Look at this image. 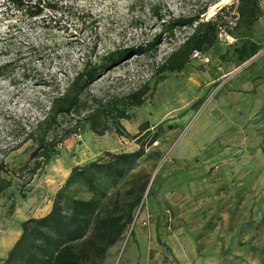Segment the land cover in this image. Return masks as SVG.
<instances>
[{
	"label": "rangeland",
	"instance_id": "374dc122",
	"mask_svg": "<svg viewBox=\"0 0 264 264\" xmlns=\"http://www.w3.org/2000/svg\"><path fill=\"white\" fill-rule=\"evenodd\" d=\"M23 1L25 7L16 9L11 0H0V66L17 61L0 80V159L5 156L9 175L4 176L12 181L0 196V237L44 215L73 167L104 153L138 149L132 139L113 131L98 137L84 126L34 176L20 172L33 147L29 141L10 150L14 137H23L10 121L28 125L37 117L35 101L47 91L38 85L50 79L63 88L80 59L107 58L156 41L149 54L131 53L106 68L91 92L123 100L145 83L152 89L160 77L157 67L193 28L170 35L151 10L169 21L206 9L200 19L222 25L217 43L179 73L162 74L143 105L130 108L129 120L121 121L130 136L147 122L157 138L151 146L144 142L145 154L133 172L144 175L139 183L132 175L115 186L123 200L148 180L134 234L124 233L102 264H264V228L257 226L264 214V123L253 121L260 118V105L252 103V92L231 94L243 80L264 76V35L257 25L253 32L233 29L236 1L40 0L55 9L36 17L28 7L37 0ZM253 43L261 54L242 62L237 52ZM22 65L30 70L27 81L20 77Z\"/></svg>",
	"mask_w": 264,
	"mask_h": 264
},
{
	"label": "trees",
	"instance_id": "16d2710c",
	"mask_svg": "<svg viewBox=\"0 0 264 264\" xmlns=\"http://www.w3.org/2000/svg\"><path fill=\"white\" fill-rule=\"evenodd\" d=\"M235 1L232 5L235 9L233 29L249 32L263 15L260 5L263 0ZM11 3L16 9L25 7L23 0H11ZM28 9L30 17H36L43 9L53 11L55 7L37 0L30 1ZM151 13L153 18L162 22V30L170 35L176 30L193 28L192 34L157 67L155 74L160 77L154 83L155 87L161 81L162 74L179 73L190 62L193 52H208L217 43L222 25L213 21L203 22L200 16L206 13V9L194 17H179L169 21H165L157 9H152ZM155 42L135 49L116 51L107 58L105 54L96 60L87 57L80 59L78 65H74L72 75L64 80L63 88L58 84L55 87V82L50 79L38 85L47 91L42 93V98L36 99L38 115L25 122L30 124H23V120L19 119L10 121L14 131L21 129L23 134V137H14L10 150H17L29 141L32 144L29 160L20 169V172L24 171L30 177L57 155L58 147L66 139L84 126L98 137L113 131L120 137L132 139L138 149L132 153H104L98 161L73 167L54 196L49 213L20 224V236L1 264H102L107 250L124 233L128 231L129 236L134 234L135 212L143 204L148 180L145 179L136 191L134 188L129 189L123 200L114 189L120 181L132 175L138 179L135 184L139 183V177L143 174L133 172L145 154L144 142L147 141V145L151 146L157 135L145 122L139 126L136 135L130 136L121 121L129 120L127 111L143 105L154 87L150 89L145 83L123 100L117 96L106 98V95L93 94L91 87L106 73V68L115 67L131 53L135 57L149 54L154 50ZM257 50L255 43L249 47L242 45L237 52L238 58L244 62L258 54L260 51ZM16 65L17 61H9L0 66V80L8 78L9 70ZM26 72L30 70L22 65L20 77L25 81L28 80ZM8 173L4 156L0 159V196L11 187V179L5 177ZM257 226L264 228V214Z\"/></svg>",
	"mask_w": 264,
	"mask_h": 264
},
{
	"label": "crops",
	"instance_id": "0c3cea01",
	"mask_svg": "<svg viewBox=\"0 0 264 264\" xmlns=\"http://www.w3.org/2000/svg\"><path fill=\"white\" fill-rule=\"evenodd\" d=\"M262 12H263L262 17L255 23V25L253 26L250 32H253V29L257 25L259 28V34L264 35V7H263ZM254 35L256 36V38L259 37L258 34L254 33ZM238 86L240 87H236V90L232 92L231 94L234 97H238L242 95L248 96V94L246 93L252 92L251 95H249L250 97L253 98L252 103L260 105L259 107L260 118L256 120L253 119V121L258 122V123H264V76L253 79L251 82H247V83H245L243 80ZM50 209H51V206H49L47 212L44 215L38 218H41L47 215ZM19 236H20V230L16 231V233H8L0 237V257H2L3 260L6 258L8 252L10 251L14 243L17 241Z\"/></svg>",
	"mask_w": 264,
	"mask_h": 264
},
{
	"label": "built area",
	"instance_id": "2783aa9c",
	"mask_svg": "<svg viewBox=\"0 0 264 264\" xmlns=\"http://www.w3.org/2000/svg\"><path fill=\"white\" fill-rule=\"evenodd\" d=\"M261 52H259L257 55H260ZM201 56L200 53L198 52H193L192 55H191V59H195V58H199Z\"/></svg>",
	"mask_w": 264,
	"mask_h": 264
}]
</instances>
